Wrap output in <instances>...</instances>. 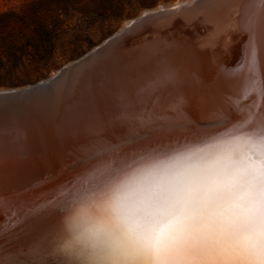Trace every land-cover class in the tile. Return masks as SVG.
I'll use <instances>...</instances> for the list:
<instances>
[{
	"label": "bare ground",
	"instance_id": "6f19581e",
	"mask_svg": "<svg viewBox=\"0 0 264 264\" xmlns=\"http://www.w3.org/2000/svg\"><path fill=\"white\" fill-rule=\"evenodd\" d=\"M175 4L123 23L117 39L51 73L29 97L0 99V203L60 176L65 187L81 185L148 131L188 121L202 106L197 119L217 120L246 94H264V0H210L160 14ZM218 158L249 178L264 173V134L150 160L117 177L104 172L85 200L59 208L27 241L0 240V264H157L144 237L163 219L164 189L183 165Z\"/></svg>",
	"mask_w": 264,
	"mask_h": 264
},
{
	"label": "clouds",
	"instance_id": "9594fccd",
	"mask_svg": "<svg viewBox=\"0 0 264 264\" xmlns=\"http://www.w3.org/2000/svg\"><path fill=\"white\" fill-rule=\"evenodd\" d=\"M162 204L144 237L157 264H264V173H235L223 158L183 165Z\"/></svg>",
	"mask_w": 264,
	"mask_h": 264
},
{
	"label": "water",
	"instance_id": "95a60500",
	"mask_svg": "<svg viewBox=\"0 0 264 264\" xmlns=\"http://www.w3.org/2000/svg\"><path fill=\"white\" fill-rule=\"evenodd\" d=\"M208 1L210 0H177L173 2L176 3L173 8L169 6L160 14H170L171 12L202 5ZM149 10L151 9H144L137 16L127 19L123 22L126 25L124 27L139 23L144 17H151V13L145 14ZM141 14L142 16H140ZM118 29L78 58L60 66L54 71L55 75H58L71 62L77 63L88 56L90 57L92 53L104 49L113 39L119 37L121 32H118ZM48 77L43 80H48ZM43 80L12 89H18L17 93L12 92V94H8L0 91V99L6 97H29L32 92L41 87V81ZM238 104H242L238 109H236L237 107L234 109L233 104H231L232 107L230 105L231 108L226 106V109H224L225 111L229 109L227 110L228 112H222L226 116H221L217 120L202 121L197 119V115H200V112L206 111L205 107L202 106L199 109H195V112L189 117L188 121L176 125H165L153 132L148 131L146 137L131 142L125 153H122V151L112 158L111 161L108 160L110 164L108 166L104 165L102 169L105 171H101L98 174H90V178L81 185L65 187L66 183L62 182L64 176L63 178L60 176L50 181L49 185L41 184V186L32 191L25 190L23 193L18 194L16 198L4 200L0 203V213H3L1 216L3 219L0 220V240L3 241L2 246L8 243L27 241V238L30 236L42 231L45 227L44 223L50 217L52 219L59 208L64 206H68L69 208L72 203L74 204L79 199L87 198L88 194L93 192L89 184L99 179L98 175L104 172L116 171L117 177L123 169L133 168L150 160L168 158L174 154L189 149L201 148L202 146L227 140L237 135L264 134V94H246ZM231 112L234 113L231 114ZM256 123L260 126H257ZM54 184L57 185L55 186ZM45 191L47 193H44ZM51 223L48 224L50 225Z\"/></svg>",
	"mask_w": 264,
	"mask_h": 264
},
{
	"label": "rangeland",
	"instance_id": "374dc122",
	"mask_svg": "<svg viewBox=\"0 0 264 264\" xmlns=\"http://www.w3.org/2000/svg\"><path fill=\"white\" fill-rule=\"evenodd\" d=\"M175 1H159L118 22H94L65 11L57 17L52 10L54 0H0V89H14L47 78L116 31L127 19L144 9Z\"/></svg>",
	"mask_w": 264,
	"mask_h": 264
},
{
	"label": "trees",
	"instance_id": "16d2710c",
	"mask_svg": "<svg viewBox=\"0 0 264 264\" xmlns=\"http://www.w3.org/2000/svg\"><path fill=\"white\" fill-rule=\"evenodd\" d=\"M31 2L35 0H30ZM37 1V0H36ZM39 1V0H38ZM53 12L59 17L63 11L71 16H80L89 21H120L129 17L142 8L154 6L159 1L169 0H54ZM39 9H43L39 7ZM39 10V11H40ZM86 34H90L86 30ZM40 38H43L40 36Z\"/></svg>",
	"mask_w": 264,
	"mask_h": 264
}]
</instances>
